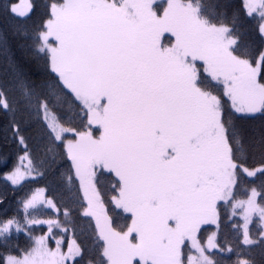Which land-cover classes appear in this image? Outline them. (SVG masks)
<instances>
[{
    "label": "snow or ice",
    "instance_id": "obj_1",
    "mask_svg": "<svg viewBox=\"0 0 264 264\" xmlns=\"http://www.w3.org/2000/svg\"><path fill=\"white\" fill-rule=\"evenodd\" d=\"M0 19V264L264 257V0H0Z\"/></svg>",
    "mask_w": 264,
    "mask_h": 264
},
{
    "label": "trees",
    "instance_id": "obj_2",
    "mask_svg": "<svg viewBox=\"0 0 264 264\" xmlns=\"http://www.w3.org/2000/svg\"><path fill=\"white\" fill-rule=\"evenodd\" d=\"M18 2V0H17ZM4 27V22L2 19H0V29H3ZM6 151H10V149H5L3 146L2 141H0V155H3ZM9 165L11 164V158H9ZM2 187V186H0ZM234 219H239L238 217L234 218ZM234 236V230L231 229L230 227V222L228 224H226L223 228H222V232H221V243H224L225 238H227L228 240H232ZM254 259L257 261V264H260L261 259H264V257H262L261 252L259 250V248H257L255 254H254Z\"/></svg>",
    "mask_w": 264,
    "mask_h": 264
}]
</instances>
